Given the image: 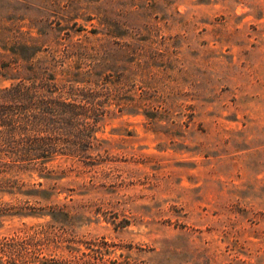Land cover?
<instances>
[{
  "label": "rangeland",
  "instance_id": "374dc122",
  "mask_svg": "<svg viewBox=\"0 0 264 264\" xmlns=\"http://www.w3.org/2000/svg\"><path fill=\"white\" fill-rule=\"evenodd\" d=\"M146 2L171 111L159 126L142 109L107 115L90 164L58 154L56 220L0 190L3 264H264V0Z\"/></svg>",
  "mask_w": 264,
  "mask_h": 264
},
{
  "label": "trees",
  "instance_id": "16d2710c",
  "mask_svg": "<svg viewBox=\"0 0 264 264\" xmlns=\"http://www.w3.org/2000/svg\"><path fill=\"white\" fill-rule=\"evenodd\" d=\"M141 1L0 0V79L9 80L0 85V190L34 195L9 205L16 211L57 219L65 204L52 198L59 169L51 161L100 158L95 132L107 115L142 109L159 126L171 111L150 75L155 40L143 33L150 3ZM33 172L52 179L51 190L23 188L20 175Z\"/></svg>",
  "mask_w": 264,
  "mask_h": 264
}]
</instances>
